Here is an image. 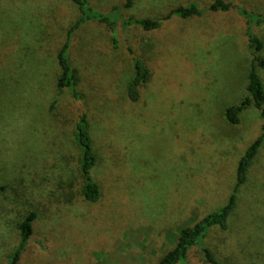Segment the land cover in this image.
<instances>
[{
    "label": "rangeland",
    "instance_id": "1",
    "mask_svg": "<svg viewBox=\"0 0 264 264\" xmlns=\"http://www.w3.org/2000/svg\"><path fill=\"white\" fill-rule=\"evenodd\" d=\"M90 1L103 12L127 2ZM213 1L133 0L121 13L155 18ZM227 1L264 14V0ZM78 15L72 0H0V264L30 209L39 216L19 264H157L183 226L227 202L238 161L261 132L254 106L237 124L225 116L246 95V22L236 10L175 17L155 31L120 27L116 45L109 28L85 23L69 52L82 95L75 99L56 82L58 52ZM255 32L264 41V25ZM137 56L150 79L133 102L127 84ZM83 111L100 156L95 203L80 194L74 129ZM70 188L77 195L67 201ZM239 195L229 227L211 228L205 242L227 264H264V144ZM188 261L205 264L199 247Z\"/></svg>",
    "mask_w": 264,
    "mask_h": 264
},
{
    "label": "trees",
    "instance_id": "2",
    "mask_svg": "<svg viewBox=\"0 0 264 264\" xmlns=\"http://www.w3.org/2000/svg\"><path fill=\"white\" fill-rule=\"evenodd\" d=\"M72 2L77 6L79 15L68 28L66 40L58 52V63L61 72L57 77L56 84L59 91L69 88L75 99L81 98L82 95L77 87L79 81L78 69L73 67L69 52L75 32L85 23L95 22L109 28L116 45L118 44L120 27L126 29L138 26L146 31H155L160 29L165 22L175 17L192 19L201 17L207 12H229L231 10H236L245 19V34L248 39L247 46L252 56L246 95L239 103L227 107L225 116L231 124H237L240 121V115L243 110L254 106L260 111L263 119L261 132L247 147L238 161L235 185L227 202L205 215L196 223L183 226L179 230L174 246L157 263L189 264L190 252L193 248L199 247L205 264H227L217 255L214 249L206 244L205 237L213 227L221 229L229 227L230 218L239 205L240 188L247 182L251 167L255 163V159L264 144V82L258 70L259 67L264 66V56L261 55L264 49V41L255 32V26L264 25V14L255 13L247 7L231 1L214 0L206 9L200 7L196 2H190L189 4H180L162 16L137 18L134 16L124 17L121 13L124 7H129L133 4V0H127L125 4L116 5L107 12L96 9L90 0H72ZM133 62L134 74L130 76L128 81L127 95L131 101L136 102L140 98V87L150 79V72L143 58L137 56L133 59ZM74 134L79 148L78 171L82 177L80 194L87 202L95 203L102 196L101 185L93 175V170L97 166L100 156L87 112L83 111L75 122ZM5 187L4 185H0V189H4ZM64 193L67 201H72L77 195V191L72 188L67 189ZM38 216L35 210L30 209L19 221L17 225L20 236L19 242L9 254L7 264H19L21 256L33 234L34 223L38 219ZM103 254L107 256V254Z\"/></svg>",
    "mask_w": 264,
    "mask_h": 264
}]
</instances>
